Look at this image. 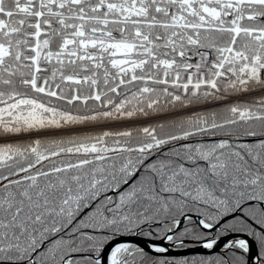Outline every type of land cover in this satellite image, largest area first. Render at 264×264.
Returning a JSON list of instances; mask_svg holds the SVG:
<instances>
[{
    "label": "snow or ice",
    "instance_id": "6c2138e0",
    "mask_svg": "<svg viewBox=\"0 0 264 264\" xmlns=\"http://www.w3.org/2000/svg\"><path fill=\"white\" fill-rule=\"evenodd\" d=\"M0 264H264V0H0Z\"/></svg>",
    "mask_w": 264,
    "mask_h": 264
},
{
    "label": "water",
    "instance_id": "95a60500",
    "mask_svg": "<svg viewBox=\"0 0 264 264\" xmlns=\"http://www.w3.org/2000/svg\"><path fill=\"white\" fill-rule=\"evenodd\" d=\"M141 243H142V241H141ZM198 251H202V249H198Z\"/></svg>",
    "mask_w": 264,
    "mask_h": 264
}]
</instances>
